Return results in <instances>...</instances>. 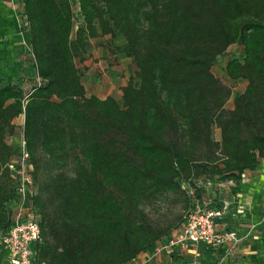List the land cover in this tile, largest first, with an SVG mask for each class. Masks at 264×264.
I'll return each mask as SVG.
<instances>
[{
    "label": "trees",
    "instance_id": "16d2710c",
    "mask_svg": "<svg viewBox=\"0 0 264 264\" xmlns=\"http://www.w3.org/2000/svg\"><path fill=\"white\" fill-rule=\"evenodd\" d=\"M20 4L38 84L25 93L0 79V226L18 200L7 165L19 141L6 139L22 116L37 188L27 202L41 233L33 264L130 263L170 233L146 206L172 195L188 207L201 197L195 180H238L264 160V0ZM100 37L120 41L115 54L134 67L121 104L88 96L81 82L72 39L83 63ZM234 44L243 55L225 74L245 87L226 110L231 90L211 68Z\"/></svg>",
    "mask_w": 264,
    "mask_h": 264
},
{
    "label": "rangeland",
    "instance_id": "374dc122",
    "mask_svg": "<svg viewBox=\"0 0 264 264\" xmlns=\"http://www.w3.org/2000/svg\"><path fill=\"white\" fill-rule=\"evenodd\" d=\"M73 10L76 15V20L80 22L81 19L78 15L77 7L75 6ZM14 17L18 31L23 38V42L21 41L20 43L24 48V52L21 57H18L13 53L11 55V51L8 49L10 44L7 43L5 39L0 40V79L4 85H15L20 87L25 93H29L31 89L38 84V81L34 73L33 59L28 47V41H24L27 37L28 31L27 24L22 16L20 2L17 4L16 15L14 14ZM73 43L72 39V49L75 56L76 66L79 69L81 82L85 88L86 94L88 96L93 95L99 98L111 96L121 104V88L126 85L129 76L134 72V67L129 59L115 54V47L120 41L111 40L109 37H100L89 40L88 48L84 55L85 61L83 63L78 61L80 55L75 49ZM242 55V47L239 44L231 45L215 60L211 68L213 75L231 90V96L225 104L226 110H231L233 108V101L243 91L245 83L243 81H230L225 74V65L229 59H241ZM22 124L23 117L20 116L16 118L14 120L15 134L6 139L7 143L10 145H15V142L18 140L19 151ZM219 137V130L216 127H213V140L218 141ZM241 177L242 178L234 181L222 180L216 176L201 177L195 180L196 186L201 189V197L192 198L191 204H189L188 207H185L183 200L172 195L160 197L155 203L146 206L147 213L154 224L162 226L168 225L171 227L168 237L161 240V242L156 243L153 248L152 259L163 255L172 260L175 264H210L208 263V258L213 259L212 264H244L246 256L242 253L238 254V247L240 246V243L247 239V235H236L237 242L235 240H228L222 245L216 247L205 245L203 243H200L203 245L198 244L197 247L191 245L180 246L177 244L170 246V242L175 241L178 234L183 229L188 215L206 212L211 206H214L218 210L222 209L224 205L221 202L222 198L224 199V196H228L230 193L235 199L233 207L229 209L234 215L231 219L240 217L238 215H244L245 206H243L244 204L241 201L238 202V198L235 196L237 191L244 189L240 185L242 184V180L246 181V178L243 175ZM247 183L244 185L248 186ZM184 187L186 188L185 185ZM245 190L247 191L246 188ZM36 192L37 188L33 185L32 195ZM238 210L243 212L238 213ZM242 219L246 218L243 217ZM233 224H235V222H233ZM215 230L219 235L237 233L233 230L222 229L218 220L215 224ZM5 231L4 227H0V236H2ZM195 248H198V252L194 251ZM239 251L241 250L239 249ZM169 261L167 263H169ZM252 263V258H250V262L247 264Z\"/></svg>",
    "mask_w": 264,
    "mask_h": 264
},
{
    "label": "crops",
    "instance_id": "0c3cea01",
    "mask_svg": "<svg viewBox=\"0 0 264 264\" xmlns=\"http://www.w3.org/2000/svg\"><path fill=\"white\" fill-rule=\"evenodd\" d=\"M19 2L20 0H0V40L5 39L6 42L10 44L8 49L11 51V55L13 53L21 57L24 48L20 42L23 38L18 31L14 17ZM24 41H27V37ZM243 176H246V181L242 180L240 186L244 189L237 191L235 196L238 198L237 201H241L244 204L243 206H245L244 215H238L240 217L231 219L234 215L229 209L233 207L235 199L230 193L228 196H224L225 200L223 198L222 201L220 200L222 204L229 203V206L226 213L218 222H220L222 229L233 230L237 232L236 235L238 236L247 235V239L240 243V248L238 247V254L242 253L246 256L244 264L249 263L250 258H252V264H264V160L261 161L257 169L246 172ZM245 183H247L248 186L244 185ZM10 206L11 205L8 203L7 207L9 208ZM11 209L13 217L18 211L17 205L14 204ZM243 217L246 219H242ZM233 222H235V224H233ZM5 230V233L0 236V263H3L7 257L6 249L4 245H2V238L7 232L6 228ZM197 246L198 245H194V247ZM197 249L195 248L194 251L198 252ZM239 249L241 251H239ZM152 250L140 254L136 259L127 264H175L172 260L163 255L152 259ZM207 260L208 263H213L212 258H208ZM168 261L169 263H167Z\"/></svg>",
    "mask_w": 264,
    "mask_h": 264
},
{
    "label": "built area",
    "instance_id": "2783aa9c",
    "mask_svg": "<svg viewBox=\"0 0 264 264\" xmlns=\"http://www.w3.org/2000/svg\"><path fill=\"white\" fill-rule=\"evenodd\" d=\"M8 171L15 186L18 211L12 218L2 243L6 249L7 257L0 264H33V247L41 241V233L34 210L28 205L27 199L32 196L33 180L32 165L29 163V155L25 150V143L20 142V158L15 163L7 165ZM228 204L224 203L220 210H209L200 214H190L185 220L183 229L170 246L198 245L203 243L213 247L220 246L226 241L235 240L234 233L219 235L215 230L217 220L228 210ZM238 210V213H241Z\"/></svg>",
    "mask_w": 264,
    "mask_h": 264
}]
</instances>
